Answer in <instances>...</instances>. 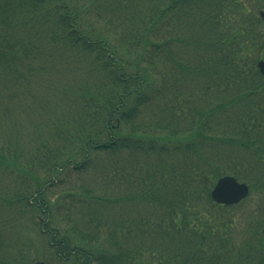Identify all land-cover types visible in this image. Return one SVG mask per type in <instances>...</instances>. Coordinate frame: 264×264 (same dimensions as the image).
Masks as SVG:
<instances>
[{
	"label": "trees",
	"instance_id": "16d2710c",
	"mask_svg": "<svg viewBox=\"0 0 264 264\" xmlns=\"http://www.w3.org/2000/svg\"><path fill=\"white\" fill-rule=\"evenodd\" d=\"M263 8L0 0V216L38 221L28 262L264 264V219L241 237L210 196L264 182Z\"/></svg>",
	"mask_w": 264,
	"mask_h": 264
},
{
	"label": "rangeland",
	"instance_id": "374dc122",
	"mask_svg": "<svg viewBox=\"0 0 264 264\" xmlns=\"http://www.w3.org/2000/svg\"><path fill=\"white\" fill-rule=\"evenodd\" d=\"M95 174L96 173H94V175ZM248 180L251 182L248 183L249 185H251V188L247 197L239 203H236L234 205L230 204L231 206H233L231 210L232 218H230V221L233 222L234 228L237 229L239 233L242 230V233L239 234L241 237L243 235H247V236L250 235V232L246 233L248 229L250 230L251 228L250 223L247 225L248 222L252 220L253 223V219L255 217L257 220L260 218V221L264 219V182L262 183L257 182L258 180L255 177V174H252L251 177L249 176ZM252 184H258L259 186L256 187L253 186ZM3 187H4V181L0 176V190ZM98 187H102V186H98ZM99 192H101V190ZM57 194L54 195V198L57 196ZM0 202H2L1 199ZM27 213H28L27 217L23 216L22 219L19 220L17 219L16 221L10 220L8 224H6L5 220L3 222V219L0 216V227L7 230V226H9L10 229H8L7 231L8 233L5 235L11 237L12 239L11 243L9 242L11 246L15 245V247L14 246L11 247L10 249L11 254L7 256L9 260V264H20V262L23 260H26L25 263H28L29 260H32L35 257L42 255L41 250L37 251L35 248L30 249L29 240L33 246H35V243L37 241L35 234L32 233V228H33L32 225L33 223L38 221L33 217L31 212L30 213L27 212ZM3 215L6 216L9 214H3ZM73 218H80V217L78 215H75ZM53 224L66 228V226L61 220H53ZM6 230L4 231V233L6 232ZM15 230H17V232H15ZM101 235H103V237L106 238V234L103 228H101ZM36 248L39 247L36 246ZM49 255L52 254L49 253ZM58 261L60 262V260ZM69 264L72 263L69 262Z\"/></svg>",
	"mask_w": 264,
	"mask_h": 264
},
{
	"label": "water",
	"instance_id": "95a60500",
	"mask_svg": "<svg viewBox=\"0 0 264 264\" xmlns=\"http://www.w3.org/2000/svg\"><path fill=\"white\" fill-rule=\"evenodd\" d=\"M261 17L264 19V10L260 11ZM261 72L264 74V60L259 62ZM249 188L244 182L238 181L234 176L226 175L218 179L213 190L211 191L212 198L225 204L237 203L248 195ZM31 264H46L38 261Z\"/></svg>",
	"mask_w": 264,
	"mask_h": 264
}]
</instances>
